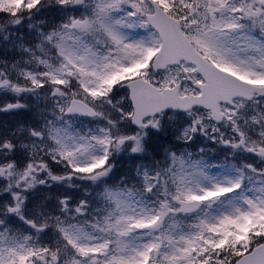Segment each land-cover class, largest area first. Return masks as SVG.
Here are the masks:
<instances>
[{"label": "snow or ice", "instance_id": "1", "mask_svg": "<svg viewBox=\"0 0 264 264\" xmlns=\"http://www.w3.org/2000/svg\"><path fill=\"white\" fill-rule=\"evenodd\" d=\"M0 264H264V0H0Z\"/></svg>", "mask_w": 264, "mask_h": 264}]
</instances>
